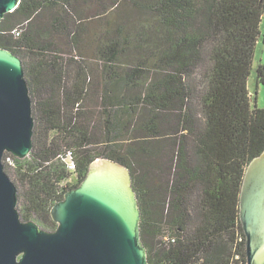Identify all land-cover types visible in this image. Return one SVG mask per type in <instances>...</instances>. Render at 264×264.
<instances>
[{
  "label": "trees",
  "instance_id": "trees-1",
  "mask_svg": "<svg viewBox=\"0 0 264 264\" xmlns=\"http://www.w3.org/2000/svg\"><path fill=\"white\" fill-rule=\"evenodd\" d=\"M263 24L264 0H20L0 48L22 60L35 122L30 155L4 156L22 220L54 231L52 206L107 159L131 174L149 264H246Z\"/></svg>",
  "mask_w": 264,
  "mask_h": 264
},
{
  "label": "water",
  "instance_id": "water-1",
  "mask_svg": "<svg viewBox=\"0 0 264 264\" xmlns=\"http://www.w3.org/2000/svg\"><path fill=\"white\" fill-rule=\"evenodd\" d=\"M20 0H0V20ZM32 99L20 57L0 48V264H149L129 170L93 162L84 180L50 211L54 231L22 220L18 190L4 156L33 148ZM246 264H264V151L246 168L239 197Z\"/></svg>",
  "mask_w": 264,
  "mask_h": 264
},
{
  "label": "rangeland",
  "instance_id": "rangeland-1",
  "mask_svg": "<svg viewBox=\"0 0 264 264\" xmlns=\"http://www.w3.org/2000/svg\"><path fill=\"white\" fill-rule=\"evenodd\" d=\"M262 28H263L262 30L264 31V24H263ZM261 46L262 45H259L256 48V52H255V55H254V61H253V66L254 67L252 69L251 76H250L249 81H248V90L250 91V95H253L254 92L256 91V107L260 108V109H263L264 108V88L261 87V88H258L256 90V84H255V69H256L258 64L264 63V45H263V48ZM14 158H16V157H14ZM10 162L11 161H9V163H7V162L6 163L8 165H10L11 167L12 166L14 167V164H12ZM29 220H32V219H29Z\"/></svg>",
  "mask_w": 264,
  "mask_h": 264
},
{
  "label": "crops",
  "instance_id": "crops-1",
  "mask_svg": "<svg viewBox=\"0 0 264 264\" xmlns=\"http://www.w3.org/2000/svg\"><path fill=\"white\" fill-rule=\"evenodd\" d=\"M261 47L263 48V45Z\"/></svg>",
  "mask_w": 264,
  "mask_h": 264
},
{
  "label": "built area",
  "instance_id": "built-area-1",
  "mask_svg": "<svg viewBox=\"0 0 264 264\" xmlns=\"http://www.w3.org/2000/svg\"><path fill=\"white\" fill-rule=\"evenodd\" d=\"M69 168H71V167L69 166Z\"/></svg>",
  "mask_w": 264,
  "mask_h": 264
}]
</instances>
